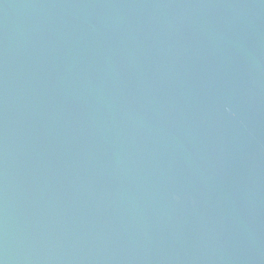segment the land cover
Listing matches in <instances>:
<instances>
[{"label":"water","instance_id":"95a60500","mask_svg":"<svg viewBox=\"0 0 264 264\" xmlns=\"http://www.w3.org/2000/svg\"><path fill=\"white\" fill-rule=\"evenodd\" d=\"M0 264H264V0H0Z\"/></svg>","mask_w":264,"mask_h":264}]
</instances>
